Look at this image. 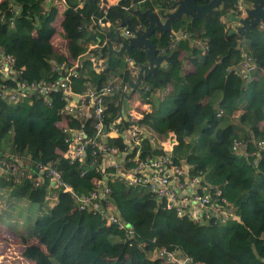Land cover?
<instances>
[{
	"label": "trees",
	"instance_id": "1",
	"mask_svg": "<svg viewBox=\"0 0 264 264\" xmlns=\"http://www.w3.org/2000/svg\"><path fill=\"white\" fill-rule=\"evenodd\" d=\"M130 3L120 0L100 7L95 0L56 4L52 0H0V45L14 56L16 68L24 67L26 77L47 81L58 76L51 69L53 62H73L91 43H99V56L97 47L79 56L80 65L72 77L74 89L98 86L109 77L129 80L127 56L142 64L146 61L144 50L132 46L122 55L109 54L107 43L120 45L116 35L124 38L120 22L126 16L131 24L144 19L128 10ZM157 3L163 6L167 2L136 0L130 8H153ZM231 13L219 9L198 17L193 26L188 17L175 19L172 28L185 29L189 35L167 51V67L156 71L157 89L151 85L152 75L146 76L142 92L123 98L122 107L139 109L150 102L151 110L139 120L148 134L142 139L143 151L153 150L150 137L158 143L174 131L177 143L171 150V161L187 166L190 173L201 174L200 191L214 199L225 198L221 214L205 218L203 213V219L197 221L178 216L173 208L164 207L165 198H156L147 185H132L118 178L106 180L110 189L107 198L112 202L109 210L114 208L130 233L115 222L106 223L104 210L78 208L75 197L63 188L57 189L55 203L41 211L51 181L43 174L39 186L32 184L39 166L50 161L61 169L75 194H84L95 188L100 158L85 173H81L84 164L69 162L66 153L70 144L63 128L79 127L83 119L59 112L64 104L60 91L51 93L50 101L40 95L17 101L0 97V157L6 155L14 168L9 173L0 170V225L35 239L13 246L25 257V264H168L159 254L161 246L206 264H264V148L258 155L251 154L256 149L254 139L264 135L263 73L256 68L246 78L233 70L244 54L254 56L264 66V27L251 26L239 40L225 22ZM99 20L106 21L105 25ZM54 28L58 38L52 40ZM167 35L168 31L156 29L151 37L159 46L166 43ZM198 39H206L208 48L203 49ZM101 58L106 66L97 69ZM187 63L191 66L188 73ZM229 65L233 69L227 70ZM121 95L106 98L111 101L108 110L113 116ZM134 95L136 102L132 101ZM90 120L84 121V129L94 135ZM127 123L123 118L120 125ZM234 139L241 141L238 152L232 149ZM107 140L109 145L122 143L117 136ZM11 154H18L22 161H12ZM85 160L93 161L89 149ZM124 161L125 166L134 163L130 154ZM100 201L106 203L105 198ZM37 209L41 213L34 216ZM15 210H21L19 217L12 220L4 216ZM19 223L27 228L23 231ZM12 252L8 259L13 258ZM11 263L23 261L18 258Z\"/></svg>",
	"mask_w": 264,
	"mask_h": 264
},
{
	"label": "built area",
	"instance_id": "2",
	"mask_svg": "<svg viewBox=\"0 0 264 264\" xmlns=\"http://www.w3.org/2000/svg\"><path fill=\"white\" fill-rule=\"evenodd\" d=\"M100 7L108 6L113 3H118L120 0H95ZM136 0H131L128 7L134 5ZM243 0H240L242 4ZM65 2V0H52L53 4ZM106 21L99 20V24L104 26ZM132 25L143 27L144 19ZM121 33L126 39L133 35V30L129 27L120 26ZM168 35L166 43L157 45L158 52L167 53L169 49L174 47L181 38L187 37L189 32L185 29L175 30L172 27L167 30ZM57 35V31L52 32V40ZM198 41L202 44L203 49L208 48L206 39ZM107 42L104 41V43ZM101 47L99 43H91L87 49ZM86 51V52H87ZM86 52L81 53L84 55ZM79 55V56H80ZM76 58L73 62L58 61L51 64V69L58 73V76L46 80H36L25 76L24 67L16 68L14 64V56L4 50L0 45V97L6 100L17 101L20 98H32L40 95L44 100L50 101L51 93L60 91L64 104L59 109L60 113H69L82 118L83 121L79 127H64L63 131L66 136V141L70 144L66 156L71 163H82L85 167L81 169V173L88 172V167H91L97 159L100 158V163H96V171L99 174L95 177V188L84 194H75L72 186L63 179L60 168L53 166L50 161L39 166L37 176L33 178L32 184L39 186L43 180V174L49 178L51 184L47 185V190L44 193V201L52 206L57 200L58 188H63L71 193L72 197L78 202V208L82 210H104L103 217L106 223H117L119 227L127 229L130 233V228L116 216L114 208L110 211L112 202L107 198L109 186L106 180L109 178H118L132 185H147L149 192L158 199H164V207L173 208L178 216H187L193 220L203 219L211 214H221L224 212L225 198L214 199L210 194L202 192L198 189V182L201 178L200 173H190L187 166L174 164L171 161V150L173 145L177 143L176 134L174 131H169L165 138L154 142L152 141L153 150L144 152L142 149V139L144 135H148L139 120L142 118L145 111L151 110L150 102L146 101L142 108H131L124 110L119 115L113 116L108 110L109 100L106 98L115 93L127 94L130 91V80L136 78L141 64L137 63L132 56H127V63L130 71V79H122L119 77H109L107 82L100 85H88L81 90H75L72 85V77L76 75L80 59ZM96 65L97 69L105 68L106 64L102 61ZM163 70L167 67L168 62L162 61ZM233 65H229L227 70H231ZM258 69L263 73L264 82V66L258 64L255 57L249 54H244L238 64V70L249 78L250 72ZM145 83L141 86L144 88ZM147 89V87H145ZM91 118L90 124L96 130V134L90 135L84 129V121ZM125 118L128 123L124 127L120 125ZM121 137V144H108L107 137ZM256 149L251 151V154L258 155L259 150L264 148V135L258 139H254ZM241 145L239 139H234L232 149L238 152ZM90 146V148H87ZM87 149L90 150V155L93 161L86 162ZM130 154V160L134 163L130 166H125L124 159ZM245 154V153H243ZM12 161H22L18 154H11ZM257 157V156H255ZM255 162V160H254ZM6 155L0 157V170L4 173H9L11 167ZM14 166V165H13ZM105 168H109L106 172ZM220 190L216 191L219 194ZM105 198L106 203L102 204L100 199ZM230 209V208H228ZM159 254L168 264H206L204 260L193 259L191 256L180 254L176 249L166 248L161 246Z\"/></svg>",
	"mask_w": 264,
	"mask_h": 264
},
{
	"label": "water",
	"instance_id": "3",
	"mask_svg": "<svg viewBox=\"0 0 264 264\" xmlns=\"http://www.w3.org/2000/svg\"><path fill=\"white\" fill-rule=\"evenodd\" d=\"M231 1V2H230ZM240 0H166L163 6L159 8L146 7L141 9L139 6L134 8L128 7L129 11L143 17L146 24L143 27L135 28L126 16L120 22V25L126 24L133 30V35L124 39L120 33L116 35V41L120 43L115 48L110 42L107 43L108 53L122 55L124 51L129 50L132 46H139L145 52V62L140 66L136 78L130 80V91L120 96L119 115L122 112L123 98L129 99L131 94L136 91L141 93V86L145 83V78L152 75V87L156 88L158 77L157 70H163L162 61H169L170 54L158 52L157 44L151 37L156 29L167 31L172 27L175 19L184 16L189 18L190 24L193 26L195 19L208 13H217L219 9H227L235 6V10L231 11V15L225 18V22L235 21L229 32L237 33L238 39L241 40L253 25H261L264 27V0H244L245 4L240 5ZM231 6V7H230ZM199 33V30H196ZM111 34V30L108 31ZM99 56L101 54V47Z\"/></svg>",
	"mask_w": 264,
	"mask_h": 264
},
{
	"label": "crops",
	"instance_id": "4",
	"mask_svg": "<svg viewBox=\"0 0 264 264\" xmlns=\"http://www.w3.org/2000/svg\"><path fill=\"white\" fill-rule=\"evenodd\" d=\"M160 5L161 4L157 3V4L154 5V8H159ZM118 47H115V48H118ZM185 70H186L187 73L191 70L190 63L186 64ZM232 210H233V208H231L229 211L231 212ZM40 213L41 212L39 211V209H37L36 215H34V216H37ZM20 215H21V210H15L13 212H6L4 214V216L6 218L9 217L12 220H13L14 217H19ZM26 222H28V217H26ZM19 225L21 226V229L23 231H24L25 228H27V227L22 226L20 223H19ZM12 231H13V229H8L5 226L0 225V248L6 246L5 249H0V253L4 252L5 254H8L9 252L12 251V248L15 245V243H23V240L24 241H29V242H33L35 240L34 238L32 240L26 239L27 237L22 235L23 232H20L19 234H21V235H19L17 233H13L15 231H13V232ZM10 262H12V260L8 259V258H4L3 260L0 259V264H9ZM25 263L26 262L21 263V264H25Z\"/></svg>",
	"mask_w": 264,
	"mask_h": 264
},
{
	"label": "rangeland",
	"instance_id": "5",
	"mask_svg": "<svg viewBox=\"0 0 264 264\" xmlns=\"http://www.w3.org/2000/svg\"><path fill=\"white\" fill-rule=\"evenodd\" d=\"M242 4H245V2H243ZM234 10V8H229V11L231 12V11H233ZM228 24H229V26L230 27H232V25H234L235 24V21L234 20H231V21H229V22H227ZM56 37V39L58 38V36H55ZM165 90V88H163V91ZM133 102H136L137 101V96L136 95H134V98H133V100H132ZM126 107H128V105H126L125 106V108H123L124 110H126L127 108ZM47 207V205L46 204H41V211H45V208ZM26 239H28V240H32L33 239V237L32 236H30V237H28V238H26ZM12 250H13V252L11 253V257L13 256V258H11L12 259V262H14V263H16L17 261H18V258L20 259V260H22L23 261V263L24 262H26V259H24L25 257H23L20 253H18L17 251H16V249L14 248H12ZM7 255H9V253L8 254H5V253H1L0 254V259H4V258H8V256Z\"/></svg>",
	"mask_w": 264,
	"mask_h": 264
},
{
	"label": "clouds",
	"instance_id": "6",
	"mask_svg": "<svg viewBox=\"0 0 264 264\" xmlns=\"http://www.w3.org/2000/svg\"><path fill=\"white\" fill-rule=\"evenodd\" d=\"M240 2V1H239ZM243 2H245L244 0L242 1V3ZM240 5H242L241 3H240ZM261 26V25H260ZM168 62V61H167ZM46 205H47V207H51L49 204H47L46 202H44ZM231 209V208H230ZM230 209H228V210H230Z\"/></svg>",
	"mask_w": 264,
	"mask_h": 264
},
{
	"label": "flooded vegetation",
	"instance_id": "7",
	"mask_svg": "<svg viewBox=\"0 0 264 264\" xmlns=\"http://www.w3.org/2000/svg\"><path fill=\"white\" fill-rule=\"evenodd\" d=\"M230 2H231V1H230ZM229 5H230V3L227 5V7H228L227 9H229ZM230 7H231V6H230Z\"/></svg>",
	"mask_w": 264,
	"mask_h": 264
}]
</instances>
